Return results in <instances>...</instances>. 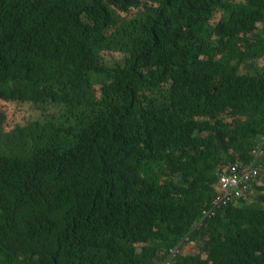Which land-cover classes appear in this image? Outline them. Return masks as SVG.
Wrapping results in <instances>:
<instances>
[{
    "label": "trees",
    "instance_id": "1",
    "mask_svg": "<svg viewBox=\"0 0 264 264\" xmlns=\"http://www.w3.org/2000/svg\"><path fill=\"white\" fill-rule=\"evenodd\" d=\"M0 102V264H264V0H0Z\"/></svg>",
    "mask_w": 264,
    "mask_h": 264
},
{
    "label": "built area",
    "instance_id": "2",
    "mask_svg": "<svg viewBox=\"0 0 264 264\" xmlns=\"http://www.w3.org/2000/svg\"><path fill=\"white\" fill-rule=\"evenodd\" d=\"M254 160H260L264 156V140L257 144L253 150ZM262 166L250 162L246 166H241L237 162L228 166H222L217 173V183L213 187L214 196L210 201L209 210L202 211V220L207 216L214 215L220 209L237 201H246L253 194V186L257 183ZM189 244L188 238L176 243L173 249L169 250V257L165 264H171L172 259L183 254L185 245Z\"/></svg>",
    "mask_w": 264,
    "mask_h": 264
},
{
    "label": "rangeland",
    "instance_id": "3",
    "mask_svg": "<svg viewBox=\"0 0 264 264\" xmlns=\"http://www.w3.org/2000/svg\"><path fill=\"white\" fill-rule=\"evenodd\" d=\"M0 111L3 113V117L1 120L2 129L9 130L12 128L17 122L24 121L25 111L20 110L18 107L13 105H9L8 103L0 102ZM193 253L199 254V251L195 249L192 251ZM201 255V253H200Z\"/></svg>",
    "mask_w": 264,
    "mask_h": 264
},
{
    "label": "crops",
    "instance_id": "4",
    "mask_svg": "<svg viewBox=\"0 0 264 264\" xmlns=\"http://www.w3.org/2000/svg\"><path fill=\"white\" fill-rule=\"evenodd\" d=\"M192 251H194V245L193 243H189L187 245H185L184 249H183V252L184 254H196V253H193Z\"/></svg>",
    "mask_w": 264,
    "mask_h": 264
},
{
    "label": "clouds",
    "instance_id": "5",
    "mask_svg": "<svg viewBox=\"0 0 264 264\" xmlns=\"http://www.w3.org/2000/svg\"><path fill=\"white\" fill-rule=\"evenodd\" d=\"M184 253V252H183Z\"/></svg>",
    "mask_w": 264,
    "mask_h": 264
}]
</instances>
